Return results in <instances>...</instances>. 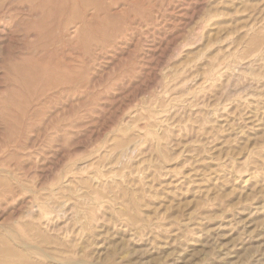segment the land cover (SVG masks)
I'll return each instance as SVG.
<instances>
[{
	"label": "rangeland",
	"instance_id": "obj_1",
	"mask_svg": "<svg viewBox=\"0 0 264 264\" xmlns=\"http://www.w3.org/2000/svg\"><path fill=\"white\" fill-rule=\"evenodd\" d=\"M0 264H264V0H0Z\"/></svg>",
	"mask_w": 264,
	"mask_h": 264
}]
</instances>
